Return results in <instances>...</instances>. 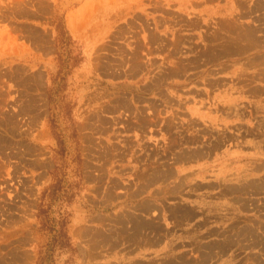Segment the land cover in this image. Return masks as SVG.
Here are the masks:
<instances>
[{"label": "rangeland", "instance_id": "obj_1", "mask_svg": "<svg viewBox=\"0 0 264 264\" xmlns=\"http://www.w3.org/2000/svg\"><path fill=\"white\" fill-rule=\"evenodd\" d=\"M61 227L45 264H264V0H0V264Z\"/></svg>", "mask_w": 264, "mask_h": 264}, {"label": "trees", "instance_id": "obj_2", "mask_svg": "<svg viewBox=\"0 0 264 264\" xmlns=\"http://www.w3.org/2000/svg\"><path fill=\"white\" fill-rule=\"evenodd\" d=\"M67 248L71 249V245L65 231L61 227L54 235H52L51 241L48 244V253L46 252L44 255V252H42L38 258L37 264H45V256L47 257V255L54 251V249H58L60 251Z\"/></svg>", "mask_w": 264, "mask_h": 264}, {"label": "crops", "instance_id": "obj_3", "mask_svg": "<svg viewBox=\"0 0 264 264\" xmlns=\"http://www.w3.org/2000/svg\"><path fill=\"white\" fill-rule=\"evenodd\" d=\"M211 204H212V201H211ZM167 235V234H166ZM181 235H175V239H178L179 237H180ZM167 238V236H164V238ZM161 240H162V238H161ZM158 252H161L162 253V250H159ZM164 253H166V251L164 252ZM168 253V252H167ZM119 262L117 263V264H121V262H120V259L118 258L117 259ZM116 260V261H117ZM92 264H108L107 263V261H102V260H99V261H97V262H95V263H92ZM112 264H113V262H112Z\"/></svg>", "mask_w": 264, "mask_h": 264}, {"label": "bare ground", "instance_id": "obj_4", "mask_svg": "<svg viewBox=\"0 0 264 264\" xmlns=\"http://www.w3.org/2000/svg\"><path fill=\"white\" fill-rule=\"evenodd\" d=\"M71 26V24H69Z\"/></svg>", "mask_w": 264, "mask_h": 264}]
</instances>
